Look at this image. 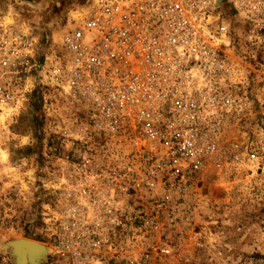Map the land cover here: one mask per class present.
I'll return each instance as SVG.
<instances>
[{"label":"built area","instance_id":"obj_1","mask_svg":"<svg viewBox=\"0 0 264 264\" xmlns=\"http://www.w3.org/2000/svg\"><path fill=\"white\" fill-rule=\"evenodd\" d=\"M75 14L45 49L0 30V144L37 90L44 108L78 107L56 135L79 164L42 231L71 264H102L190 226L201 181L264 157V0H87Z\"/></svg>","mask_w":264,"mask_h":264},{"label":"rangeland","instance_id":"obj_2","mask_svg":"<svg viewBox=\"0 0 264 264\" xmlns=\"http://www.w3.org/2000/svg\"><path fill=\"white\" fill-rule=\"evenodd\" d=\"M86 1L0 0V30L28 31L45 49L47 41L58 44L67 21ZM74 107L55 95L44 108L43 92L37 90L7 120L0 144V196L5 195L11 210L8 204L0 207V264H16L4 246L18 237L48 249L38 264H71L44 235L42 214L56 205L57 190L79 164L56 135L58 125L80 115ZM240 170L201 181L200 208L190 226L168 232L161 245L149 241L150 248L146 244L102 264H264V157ZM163 246L168 255L160 253Z\"/></svg>","mask_w":264,"mask_h":264},{"label":"bare ground","instance_id":"obj_3","mask_svg":"<svg viewBox=\"0 0 264 264\" xmlns=\"http://www.w3.org/2000/svg\"><path fill=\"white\" fill-rule=\"evenodd\" d=\"M4 247L11 249L16 264H38L48 252L46 247L19 237Z\"/></svg>","mask_w":264,"mask_h":264},{"label":"water","instance_id":"obj_4","mask_svg":"<svg viewBox=\"0 0 264 264\" xmlns=\"http://www.w3.org/2000/svg\"><path fill=\"white\" fill-rule=\"evenodd\" d=\"M9 255L11 256V250H9ZM12 258V257H11ZM12 260H13V258H12ZM13 262H14V260H13ZM15 264V263H14Z\"/></svg>","mask_w":264,"mask_h":264},{"label":"trees","instance_id":"obj_5","mask_svg":"<svg viewBox=\"0 0 264 264\" xmlns=\"http://www.w3.org/2000/svg\"><path fill=\"white\" fill-rule=\"evenodd\" d=\"M33 119H34V121H36V123H37V118H34V117H33Z\"/></svg>","mask_w":264,"mask_h":264}]
</instances>
